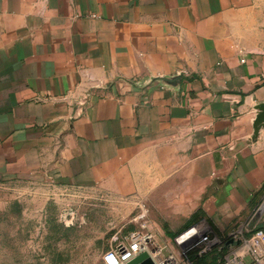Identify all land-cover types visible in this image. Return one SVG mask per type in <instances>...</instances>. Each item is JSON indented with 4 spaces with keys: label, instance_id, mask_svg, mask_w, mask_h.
Returning a JSON list of instances; mask_svg holds the SVG:
<instances>
[{
    "label": "crops",
    "instance_id": "crops-1",
    "mask_svg": "<svg viewBox=\"0 0 264 264\" xmlns=\"http://www.w3.org/2000/svg\"><path fill=\"white\" fill-rule=\"evenodd\" d=\"M263 103L264 0H0L1 184L173 181L177 211L241 219L264 190Z\"/></svg>",
    "mask_w": 264,
    "mask_h": 264
},
{
    "label": "rangeland",
    "instance_id": "rangeland-1",
    "mask_svg": "<svg viewBox=\"0 0 264 264\" xmlns=\"http://www.w3.org/2000/svg\"><path fill=\"white\" fill-rule=\"evenodd\" d=\"M177 187L172 181L155 186L146 196L122 197L105 191L62 193L0 183V264H98L121 235L141 228L137 216L142 209L148 211L147 227L166 253L183 254L205 233L221 246L234 235L247 236L249 229L264 222L263 190L244 218L201 213L183 227L198 208L177 211L178 204H188L182 197L190 194L170 190ZM65 207L77 211L69 226L60 216ZM168 231L177 234L171 237Z\"/></svg>",
    "mask_w": 264,
    "mask_h": 264
},
{
    "label": "built area",
    "instance_id": "built-area-1",
    "mask_svg": "<svg viewBox=\"0 0 264 264\" xmlns=\"http://www.w3.org/2000/svg\"><path fill=\"white\" fill-rule=\"evenodd\" d=\"M147 210H141L137 216L141 228L121 235L116 243L103 253L98 264H128L142 252H147L154 264H194L190 252L196 251L198 256L206 255L214 249H226V253L218 259L217 264H264V229H249L248 235H234L217 246L209 238V234L201 235L192 248L184 253L165 252L154 233L147 227ZM77 211L73 207H65L61 211L62 221L66 225L74 223ZM256 229V230H255ZM210 243L209 245H204Z\"/></svg>",
    "mask_w": 264,
    "mask_h": 264
},
{
    "label": "trees",
    "instance_id": "trees-1",
    "mask_svg": "<svg viewBox=\"0 0 264 264\" xmlns=\"http://www.w3.org/2000/svg\"><path fill=\"white\" fill-rule=\"evenodd\" d=\"M201 213H205V212L200 207L191 215V217L186 221V223L183 225V227L189 226L193 222V220L196 217H198V215ZM256 229H264V222L261 223L260 225L256 226ZM167 234L170 235L171 237H175V235L177 233L168 231ZM223 254H224L223 251H218V250L214 249L212 252H210L206 255H202V256H198L196 251H192V252H190V257L194 261V264H217L218 259L221 258L223 256ZM210 256H212L211 260L209 262H206Z\"/></svg>",
    "mask_w": 264,
    "mask_h": 264
},
{
    "label": "water",
    "instance_id": "water-1",
    "mask_svg": "<svg viewBox=\"0 0 264 264\" xmlns=\"http://www.w3.org/2000/svg\"><path fill=\"white\" fill-rule=\"evenodd\" d=\"M259 109L260 112L258 113L254 122L256 132H258V130L262 127L264 122V103L260 105ZM128 264H154V262L147 252H142L139 255H137L135 258L130 260Z\"/></svg>",
    "mask_w": 264,
    "mask_h": 264
}]
</instances>
